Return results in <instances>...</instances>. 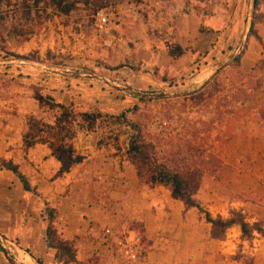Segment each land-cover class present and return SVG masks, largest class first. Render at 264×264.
Segmentation results:
<instances>
[{"label":"crops","instance_id":"obj_1","mask_svg":"<svg viewBox=\"0 0 264 264\" xmlns=\"http://www.w3.org/2000/svg\"><path fill=\"white\" fill-rule=\"evenodd\" d=\"M235 2L240 16L246 0ZM176 15L172 14L174 22L168 19L173 22L168 31L183 38V43L177 44L178 53L172 57L168 55L170 50L163 47L167 66L159 60L155 65L162 75L175 80L193 70L199 77L215 63L208 51L212 41L204 38L209 34H201L197 21L201 18H191L194 29L184 38L187 30L180 29L183 20ZM261 26L258 36L264 44V25ZM207 29L214 27L208 24ZM213 33L216 37L220 34ZM261 59L264 60V49L252 47L241 67L250 71ZM13 67L17 66L7 70L6 75L19 80L22 70ZM37 77L30 83H38V92L56 104L71 107L79 114L110 112L104 103L106 92L97 90L86 79L78 83L65 77ZM206 77L207 74L197 81L204 86ZM26 85L12 83L0 89V160L17 166L40 196V200L31 197L10 172L0 170V243L22 253L14 261L56 264L54 251L46 249L44 243L46 204L57 214L53 227L58 237L72 244L80 264H129L120 250L126 241L136 243L135 264H264V237L254 233L253 239L244 241L239 227L234 226L227 230L224 240H214L210 225L197 209H186L163 187L142 185L125 157L127 135L116 136L117 131L114 135L98 127L93 132L79 131L73 148L83 161L58 177L59 165L46 146L36 145L27 151L22 148L26 117L34 116L50 124L54 114L39 108ZM259 100L264 102V94ZM260 109L263 108L250 111L242 126L230 135L219 182L203 178L195 200L213 219H227L229 212H237L248 225L262 223L264 229V109ZM0 264H10L2 250Z\"/></svg>","mask_w":264,"mask_h":264},{"label":"rangeland","instance_id":"obj_2","mask_svg":"<svg viewBox=\"0 0 264 264\" xmlns=\"http://www.w3.org/2000/svg\"><path fill=\"white\" fill-rule=\"evenodd\" d=\"M27 1H33V4L28 5ZM112 1L110 4L109 0H0V62L28 61L68 73L94 76L86 80L92 82L97 90L102 88L106 92L104 103L110 110L107 115L125 113L162 156L168 152H181L183 155L188 146L199 150L200 158L195 162L203 166V178L218 183L230 135L242 126L250 111L264 109V102L261 104L259 100L264 94V60L261 59L250 71L241 67L245 66L241 62L252 47L258 51L264 49L258 36L261 25H264V0H259L250 26L247 25L250 0H246L240 16L236 14L239 4L235 0ZM71 5L69 13L64 14L62 10ZM150 11L154 17H148L147 12ZM100 12L108 16L107 31L99 32L95 27V16ZM174 12L183 20L180 29L187 30L183 32L184 38H188L194 29L191 18H201L202 21L197 20L201 34H209L204 38L212 41L208 51L215 63L212 69L199 77L193 70L191 74L175 80L167 74L162 75L155 65L159 60L167 66L163 47L170 50L168 55L172 57L178 53L177 44L183 43V38L168 31L174 22ZM169 18H173V22L168 21ZM208 24L214 30L207 31ZM251 25L253 33L250 35ZM215 31L220 33L217 37L213 33ZM108 42L112 43L110 47L104 45ZM234 56H237L236 60L216 75ZM12 66L22 70L19 80L16 76L6 75ZM39 72L43 75H38ZM205 74V83L214 79L193 96L164 100L146 97H173L198 92L203 85L197 80ZM37 76L64 77L24 64L1 65L0 89H4L6 84H27L33 93L38 92L39 84L30 83V80L38 79ZM65 78L78 83L84 80ZM183 84L186 87H182ZM98 128L110 130L114 135L117 131L116 136L127 135V139L130 135L124 126H112L107 119L101 120ZM229 213V217L223 220L231 218L233 212ZM253 225L264 232L262 223ZM241 239L250 241L253 238ZM2 249L14 260L22 254L1 242Z\"/></svg>","mask_w":264,"mask_h":264},{"label":"trees","instance_id":"obj_3","mask_svg":"<svg viewBox=\"0 0 264 264\" xmlns=\"http://www.w3.org/2000/svg\"><path fill=\"white\" fill-rule=\"evenodd\" d=\"M258 5L259 0H254L255 11ZM72 7V5L67 6L62 10L63 13L68 14ZM252 33L253 25L249 31L250 35ZM14 58L21 59L19 56H14ZM33 97L41 110L54 112V114L50 124L34 116L26 117L22 148L27 151L36 145L46 146L51 157L59 165L58 177L68 174L74 166L83 161V158L73 148L77 133L81 130L93 132L101 120L107 119L112 126H124L129 130L125 157L134 167L139 182L150 188L163 187L170 192L173 200L180 202L186 209H197L204 216L206 223L210 225L212 239L224 240L227 230L234 226L239 227L243 239H251L254 233L264 237L263 230L257 225L249 226L240 213H231L229 220L213 219L197 203L195 196L204 176V170L201 169L203 166L195 162V159L200 158L199 150L188 146L185 154L182 155L179 152L182 156L176 152H168V155L162 156L151 142L145 140L140 127L130 122L125 113L119 115L99 112L79 114L71 107L56 104L52 98L40 92H35ZM0 170L10 172L18 180L25 193L40 200L36 190L30 187L17 166L0 160ZM44 207L47 218L44 243L46 249L54 251V263L80 264L76 261V251L72 244L61 240L53 227L57 217L56 212L48 208L46 204ZM37 263L40 264V262Z\"/></svg>","mask_w":264,"mask_h":264},{"label":"water","instance_id":"obj_4","mask_svg":"<svg viewBox=\"0 0 264 264\" xmlns=\"http://www.w3.org/2000/svg\"><path fill=\"white\" fill-rule=\"evenodd\" d=\"M254 0H250V9H249V14H248V23L247 25L250 23V21L252 20V15L254 13ZM250 26V24H249ZM248 26V27H249ZM250 28V27H249ZM248 28V29H249ZM247 32H245L246 35ZM237 56H234L233 59L226 64L219 72H217L216 75H218L221 71H223L225 68H227L230 64H232L235 60H236ZM19 64H24V65H28L31 67H35V68H39V69H43V70H47L49 72H52L54 74L60 75V76H64V77H72V78H82V79H90V78H95L94 76H90V75H86V74H74V73H68L66 71L60 70V69H56V68H52L49 66H46L44 64L41 63H32V62H28V61H5V62H0V66L4 65V66H8V65H19ZM214 78H212L209 82H206V84L203 86V88H201L198 92L195 93H191V94H187V95H182V96H173V97H165V96H154V95H148L146 96L148 99L150 100H164V99H178V98H186V97H190L193 96L197 93H199L200 91H202L206 86H208V84L213 80ZM121 90L123 91H127L130 93H134L135 95H140L138 93L132 92L128 89L125 88H121ZM2 252L4 254V256L6 257V259L8 260V262L10 264H17L16 261H14V259H12L9 254L7 253L6 250L2 249Z\"/></svg>","mask_w":264,"mask_h":264},{"label":"built area","instance_id":"obj_5","mask_svg":"<svg viewBox=\"0 0 264 264\" xmlns=\"http://www.w3.org/2000/svg\"><path fill=\"white\" fill-rule=\"evenodd\" d=\"M28 5H32L33 1H27L26 2ZM143 9H146L145 6H142ZM149 10V8L147 9ZM146 11V10H144ZM151 12V11H150ZM147 15H151L149 16V18L154 17V13H150ZM137 15V12H136ZM109 26V20H108V16L106 14H103L102 12L97 13L95 16V27L96 29L101 32V31H105L106 28ZM107 31V30H106ZM106 47H110L112 45L111 42L105 43L104 44ZM121 250V255L129 262V264H135L136 263V259H137V255H136V243L134 241H126L124 243L123 246H121L120 248Z\"/></svg>","mask_w":264,"mask_h":264}]
</instances>
